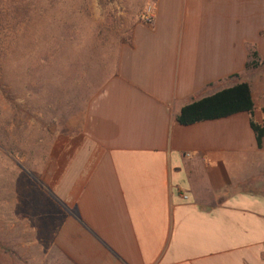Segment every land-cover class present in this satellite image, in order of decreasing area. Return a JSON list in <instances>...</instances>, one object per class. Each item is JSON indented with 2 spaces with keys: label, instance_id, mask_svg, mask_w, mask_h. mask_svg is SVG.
Returning a JSON list of instances; mask_svg holds the SVG:
<instances>
[{
  "label": "crops",
  "instance_id": "crops-1",
  "mask_svg": "<svg viewBox=\"0 0 264 264\" xmlns=\"http://www.w3.org/2000/svg\"><path fill=\"white\" fill-rule=\"evenodd\" d=\"M146 1L152 20H134L79 129L45 152L51 248L65 264H264V134L245 111L175 119L246 82L264 122V0Z\"/></svg>",
  "mask_w": 264,
  "mask_h": 264
},
{
  "label": "rangeland",
  "instance_id": "rangeland-1",
  "mask_svg": "<svg viewBox=\"0 0 264 264\" xmlns=\"http://www.w3.org/2000/svg\"><path fill=\"white\" fill-rule=\"evenodd\" d=\"M148 3L0 0V264H65L50 243L45 152L79 129Z\"/></svg>",
  "mask_w": 264,
  "mask_h": 264
},
{
  "label": "trees",
  "instance_id": "trees-1",
  "mask_svg": "<svg viewBox=\"0 0 264 264\" xmlns=\"http://www.w3.org/2000/svg\"><path fill=\"white\" fill-rule=\"evenodd\" d=\"M255 57V52L251 51L250 59L246 61L245 68H254L258 65ZM252 108L253 103L248 84L237 82L182 105L175 119L178 123L188 124L245 111L250 115L249 125L254 133L256 145L260 146L261 137L264 134V122L257 123L253 121Z\"/></svg>",
  "mask_w": 264,
  "mask_h": 264
},
{
  "label": "built area",
  "instance_id": "built-area-1",
  "mask_svg": "<svg viewBox=\"0 0 264 264\" xmlns=\"http://www.w3.org/2000/svg\"><path fill=\"white\" fill-rule=\"evenodd\" d=\"M153 17V7L150 3L146 4L141 12V20L143 22H150ZM182 197H186L185 195H182Z\"/></svg>",
  "mask_w": 264,
  "mask_h": 264
}]
</instances>
